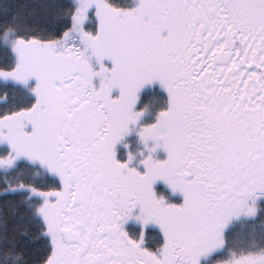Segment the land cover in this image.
<instances>
[{
    "label": "snow or ice",
    "instance_id": "obj_1",
    "mask_svg": "<svg viewBox=\"0 0 264 264\" xmlns=\"http://www.w3.org/2000/svg\"><path fill=\"white\" fill-rule=\"evenodd\" d=\"M0 264H264V0H0Z\"/></svg>",
    "mask_w": 264,
    "mask_h": 264
}]
</instances>
